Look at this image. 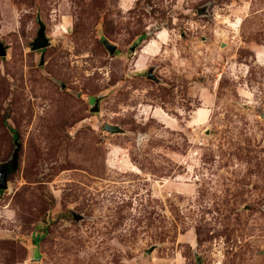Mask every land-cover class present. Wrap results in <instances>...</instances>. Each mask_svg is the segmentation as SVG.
<instances>
[{
	"label": "rangeland",
	"instance_id": "374dc122",
	"mask_svg": "<svg viewBox=\"0 0 264 264\" xmlns=\"http://www.w3.org/2000/svg\"><path fill=\"white\" fill-rule=\"evenodd\" d=\"M0 44V264H264V0H0Z\"/></svg>",
	"mask_w": 264,
	"mask_h": 264
},
{
	"label": "water",
	"instance_id": "95a60500",
	"mask_svg": "<svg viewBox=\"0 0 264 264\" xmlns=\"http://www.w3.org/2000/svg\"><path fill=\"white\" fill-rule=\"evenodd\" d=\"M38 22H39V28L37 31V36L30 44V49L33 51L38 50V49H43L44 47L49 45V39L45 35V25L39 19H38ZM101 42L110 54H113L115 52L116 50L115 44L111 43L106 38H101ZM1 47L2 46L0 44V55L4 54V51ZM42 62L43 60L41 57L40 63ZM149 77L154 79V76L152 77L151 74H149ZM61 87H64V85H62ZM94 102H95L96 109L98 110L99 97H96ZM262 115L264 117V114ZM103 129L110 133H124L125 132L120 126L112 125L109 123H105L103 126ZM14 143L16 147L13 149L11 157L6 161L0 162V188H5L7 186V173L11 170L16 169L18 165V151L20 149L21 144L18 141L17 135L14 138ZM76 219L77 220L81 219V216L77 215ZM148 251L150 252L151 249H149ZM194 257H195V264H203L202 259L199 254L194 253Z\"/></svg>",
	"mask_w": 264,
	"mask_h": 264
}]
</instances>
